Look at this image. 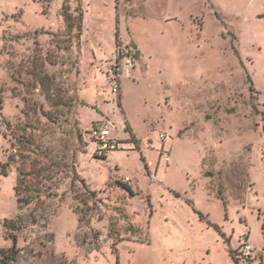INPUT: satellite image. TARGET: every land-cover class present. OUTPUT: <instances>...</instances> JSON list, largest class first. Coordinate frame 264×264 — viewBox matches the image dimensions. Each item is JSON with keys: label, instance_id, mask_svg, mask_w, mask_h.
Returning a JSON list of instances; mask_svg holds the SVG:
<instances>
[{"label": "rangeland", "instance_id": "1", "mask_svg": "<svg viewBox=\"0 0 264 264\" xmlns=\"http://www.w3.org/2000/svg\"><path fill=\"white\" fill-rule=\"evenodd\" d=\"M0 131L14 264H264V0H0Z\"/></svg>", "mask_w": 264, "mask_h": 264}, {"label": "trees", "instance_id": "2", "mask_svg": "<svg viewBox=\"0 0 264 264\" xmlns=\"http://www.w3.org/2000/svg\"><path fill=\"white\" fill-rule=\"evenodd\" d=\"M66 8L67 7H64L65 11ZM65 19L70 24L71 18L68 14H65ZM117 46H118L117 47L118 48L117 63H118L122 56L120 55L122 49L119 44ZM42 113L43 115L48 117L46 113L44 112ZM88 134L90 135V131L88 132ZM19 143L22 146V150L27 149L28 144H30V142L22 141V140H20ZM19 154L20 151H18L17 149H15L13 153L9 154L7 163L5 165H0L1 174L7 175L8 168L18 163L17 157L20 156ZM106 157L107 156H101V158H106ZM17 169H18V183L16 186V199L19 205V209L22 212L25 208L29 206L32 205L36 206L38 202L42 200V196H43L42 194L46 193V191L44 189H39V186L34 185V183H31L32 180L31 178L34 179V177H37L36 173H34L33 171L27 172L21 166L18 167ZM121 185L123 186V188L131 190L127 184L121 183ZM41 216L42 215L39 216L34 213L28 215L19 214L15 219L5 221L3 226L5 228L6 237L12 239L15 245L10 249H0V264H14L15 262L18 261L19 255L21 253V250L17 247L18 234L28 226L38 224L39 218L41 219Z\"/></svg>", "mask_w": 264, "mask_h": 264}, {"label": "built area", "instance_id": "3", "mask_svg": "<svg viewBox=\"0 0 264 264\" xmlns=\"http://www.w3.org/2000/svg\"><path fill=\"white\" fill-rule=\"evenodd\" d=\"M121 55L125 58L127 65L133 66L134 56L136 53L131 49H122ZM111 76L114 82V90L117 91L118 80H119V71L117 66L114 67L111 71ZM109 129L110 126L107 123H96L93 128L90 130V137L94 141L96 146V153L99 156H108L112 151L119 149V143L109 138Z\"/></svg>", "mask_w": 264, "mask_h": 264}]
</instances>
